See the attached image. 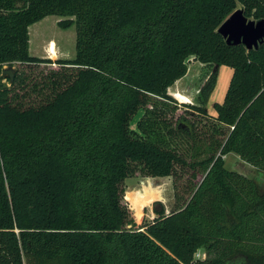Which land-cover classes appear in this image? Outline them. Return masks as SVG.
Instances as JSON below:
<instances>
[{
	"label": "trees",
	"instance_id": "obj_1",
	"mask_svg": "<svg viewBox=\"0 0 264 264\" xmlns=\"http://www.w3.org/2000/svg\"><path fill=\"white\" fill-rule=\"evenodd\" d=\"M240 7L264 19V0H0V264H264V183L223 160L264 175V42L218 31ZM51 15L76 27L75 57L11 81L6 66L53 63L30 52ZM191 56L215 68L203 104L233 70L216 115L168 93ZM137 174L172 176L176 204L140 226Z\"/></svg>",
	"mask_w": 264,
	"mask_h": 264
},
{
	"label": "rangeland",
	"instance_id": "obj_2",
	"mask_svg": "<svg viewBox=\"0 0 264 264\" xmlns=\"http://www.w3.org/2000/svg\"><path fill=\"white\" fill-rule=\"evenodd\" d=\"M243 9L242 7H240ZM239 8V9H240ZM61 17L56 15H51L43 20L33 24L30 27V52L32 55L37 56L39 58L50 59L53 63L51 64H42V65H33V66H21L19 64H15L12 66L15 72L16 69L25 70L30 74L31 78L37 79L42 77L50 71V69L59 68V64L57 62L59 59H69L74 58L76 55V27L72 26L68 29H63L58 25ZM254 19V18H250ZM256 20V19H254ZM55 43L57 50V57L53 59L49 52V47L52 43ZM188 72L181 79L177 80L174 85H172L168 93L173 97L179 105H183L184 103L191 105H201L203 106L209 115H216V111L214 108V104L216 102H223L227 89L230 84V80L232 78L233 72L232 68L227 65H221L218 69V77L216 86L208 98L207 102L203 104L199 99L201 94V88L208 83L210 73L213 69L211 65L204 64L199 60L195 59L193 56L188 58L187 62ZM6 69H9L10 66H6ZM29 92L31 94L32 89ZM186 96H188V102H181L177 100L171 92L179 91ZM34 92V91H33ZM34 94V93H33ZM32 94V95H33ZM30 95L32 98L33 96ZM34 98H32L33 100ZM187 99V98H186ZM187 101V100H186ZM31 104V101H29ZM181 110H184L183 107H180ZM182 112V111H181ZM180 113V112H179ZM141 116V113L138 115V118ZM136 121L134 122L135 126ZM223 160L225 161V165L228 169L236 171L248 178L258 179L264 183V175L260 176L259 170L254 165L249 162L243 160L236 153H229L223 156ZM188 175L184 177L183 180L187 179ZM174 178L170 177H145L141 174H137L128 178L124 185L126 192L128 190L138 191L143 190L145 187H153L154 189L162 190V197L155 201L152 204H147L144 206L143 217H138L136 212L131 209V204L126 200L130 211L132 213L133 218L138 226L142 225L145 222L153 221L157 214L155 210L165 209V213L168 214L176 207L175 204V190H174ZM125 192V196H126ZM197 259L206 258V253L204 249H201L196 254Z\"/></svg>",
	"mask_w": 264,
	"mask_h": 264
},
{
	"label": "water",
	"instance_id": "obj_3",
	"mask_svg": "<svg viewBox=\"0 0 264 264\" xmlns=\"http://www.w3.org/2000/svg\"><path fill=\"white\" fill-rule=\"evenodd\" d=\"M219 33L228 44H243L248 50L259 47L264 42V19H249L244 9H237L219 28ZM14 69H5L3 75H8L11 81L15 78Z\"/></svg>",
	"mask_w": 264,
	"mask_h": 264
},
{
	"label": "bare ground",
	"instance_id": "obj_4",
	"mask_svg": "<svg viewBox=\"0 0 264 264\" xmlns=\"http://www.w3.org/2000/svg\"><path fill=\"white\" fill-rule=\"evenodd\" d=\"M49 52L53 59L57 57V50L54 42L49 47ZM174 96L177 100L181 102H188L184 97L180 96L179 94ZM161 197L162 190H156L150 186L138 191L128 190L126 194V200L131 204V209L136 212L138 217H143L144 206L158 201Z\"/></svg>",
	"mask_w": 264,
	"mask_h": 264
},
{
	"label": "crops",
	"instance_id": "obj_5",
	"mask_svg": "<svg viewBox=\"0 0 264 264\" xmlns=\"http://www.w3.org/2000/svg\"><path fill=\"white\" fill-rule=\"evenodd\" d=\"M232 72H233V70H232ZM171 94L174 96V95H177V94H179L180 96H182V97H184L187 101H188V96H186L185 94H183L182 92H181V90H179V91H173V92H171ZM175 97V96H174Z\"/></svg>",
	"mask_w": 264,
	"mask_h": 264
}]
</instances>
